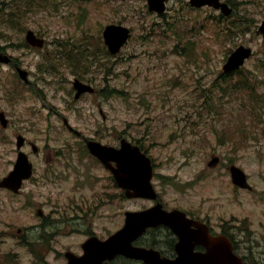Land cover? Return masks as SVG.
<instances>
[{
    "label": "rangeland",
    "instance_id": "1",
    "mask_svg": "<svg viewBox=\"0 0 264 264\" xmlns=\"http://www.w3.org/2000/svg\"><path fill=\"white\" fill-rule=\"evenodd\" d=\"M3 1L0 46L16 57L33 80L25 85L11 65L0 63V110L9 121L7 127L0 125V171L15 157L17 131L53 154L61 150L52 167L61 173L56 179L62 187L68 188L67 212L84 215L95 193L97 181L93 179L98 180L102 169L89 157L76 156L75 138L61 118L67 117L83 133L103 142L113 139L114 125L129 128L128 119L132 134L142 137L156 162L153 181L169 203L197 191L219 201V210L228 218L264 221V36L256 31L264 21V0H235L254 22L252 30L239 35L224 30L230 15L223 24L218 11L206 7L190 12L181 9V0L167 4L168 19L180 27L177 31L164 23L153 28L157 16L147 11L144 0H44L39 8H32L31 0H14V5H25L23 23L15 27L5 23L10 18L5 13L8 0ZM182 20H188L184 32ZM112 22L132 28L130 41L117 57L105 55L96 40L103 26ZM21 26L44 36L46 48L38 51L24 46ZM179 35L192 39L184 51L177 41ZM238 45L249 46L252 55L235 72L222 73L227 55ZM58 51L60 56L55 54ZM185 51L188 60L182 56ZM65 54L86 63L89 73L85 77L100 89L97 97L86 95L73 102L67 95L71 86L67 80L76 74L78 62L70 64L72 57L66 62ZM56 57L61 58L53 61ZM144 74L148 79L142 78ZM212 154L235 159L249 175L255 192L229 189L222 163L213 169L206 166ZM199 174L207 177L198 179ZM180 181L195 186L187 197ZM118 206L121 211L129 203L118 201ZM100 211L103 218L98 226L109 224L111 203ZM80 238L69 240L76 245Z\"/></svg>",
    "mask_w": 264,
    "mask_h": 264
},
{
    "label": "flooded vegetation",
    "instance_id": "2",
    "mask_svg": "<svg viewBox=\"0 0 264 264\" xmlns=\"http://www.w3.org/2000/svg\"><path fill=\"white\" fill-rule=\"evenodd\" d=\"M69 56L73 58V63L70 64H74L75 57ZM78 65V69L73 70L76 74H73L72 79L86 82L92 86L93 90L89 92V95H94L96 91L98 92L97 86L92 80H85V63ZM72 79L67 80L71 84V88L67 89V95L72 97L73 102H77L84 98L88 92L82 93L74 88ZM62 118L64 127L71 135L75 136L77 141L80 137L83 138L82 133L80 136L70 130L68 120ZM34 143L37 147L32 148ZM23 146L33 165L32 174L22 181L16 192L0 186V264H47L44 261L48 254L59 248L65 251L70 247L66 243L60 244V236H63L64 233L62 230L69 229L70 226L69 217L62 209L64 201H66L65 190L62 188L61 181L56 179V175L61 173H56L52 167L53 159L57 160L61 156V150H57L53 154L49 149L43 148L33 140L26 139ZM37 163H41L42 166L39 168ZM7 173L8 169L3 167L0 171V180ZM60 213H62V217H60ZM186 213L192 219L191 230L196 229L193 224L195 221L206 224L211 235L221 234L232 239L235 250L242 256L244 264H256L255 259L247 251L257 245L264 246V242H258L248 247L245 238L242 236L238 238L237 234L231 231L229 224L225 222L215 224L208 213V207L198 205ZM146 232L136 239L137 245H147L158 249L166 257L174 256L175 244L178 239L166 225L149 228ZM59 244L60 246H56ZM194 250L202 251L203 247L196 244Z\"/></svg>",
    "mask_w": 264,
    "mask_h": 264
},
{
    "label": "water",
    "instance_id": "3",
    "mask_svg": "<svg viewBox=\"0 0 264 264\" xmlns=\"http://www.w3.org/2000/svg\"><path fill=\"white\" fill-rule=\"evenodd\" d=\"M149 2L151 3V6L153 8L160 9L159 5L157 4L155 0H151V1L149 0ZM127 36H128L127 28H124L122 26L112 25V24L105 27V30H104L105 42L108 44L112 52H115L116 50H118L119 46L125 41ZM27 39L32 43H35L38 41L31 31L27 32ZM249 53L250 51L248 49L243 50L242 48H240L236 53L232 54L229 57L227 63L224 65V69L226 68V70H230L235 67H238L243 62V59L249 55ZM8 60H9V57L7 55L0 53V61L7 62ZM17 69H18L20 76L26 80L27 79L26 71L23 69H20L19 67H17ZM0 120L3 125L6 123V120L4 119L2 113H0ZM21 140L22 138L18 137V146L20 145ZM87 145H88V148L91 150V152L96 154L97 156L108 157V153H110V148H105L104 146H100L98 143L90 141L88 142ZM24 157L25 156L22 154L19 155L17 162L15 164V168L9 175L10 176L8 179L9 182H13V180L17 179V177L14 176L16 173L21 175L22 174L21 172L26 170V168H28L27 165L25 164L26 162H25ZM150 177H151V170L147 173V179H149ZM236 181L238 183H241L242 177L240 175H237ZM226 258H227L226 264H240L239 261L229 251L226 252ZM194 264H208V262L204 260L200 262H194ZM219 264H224V263H219Z\"/></svg>",
    "mask_w": 264,
    "mask_h": 264
}]
</instances>
